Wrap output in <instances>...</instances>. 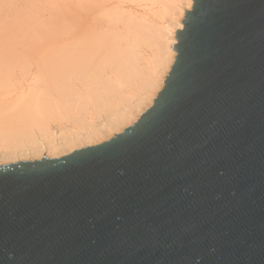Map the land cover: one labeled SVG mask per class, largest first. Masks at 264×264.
<instances>
[{
    "label": "water",
    "instance_id": "1",
    "mask_svg": "<svg viewBox=\"0 0 264 264\" xmlns=\"http://www.w3.org/2000/svg\"><path fill=\"white\" fill-rule=\"evenodd\" d=\"M153 104L0 163V264H264V0H193Z\"/></svg>",
    "mask_w": 264,
    "mask_h": 264
},
{
    "label": "bare ground",
    "instance_id": "2",
    "mask_svg": "<svg viewBox=\"0 0 264 264\" xmlns=\"http://www.w3.org/2000/svg\"><path fill=\"white\" fill-rule=\"evenodd\" d=\"M192 5L0 0V159L58 155L133 124L164 85Z\"/></svg>",
    "mask_w": 264,
    "mask_h": 264
},
{
    "label": "rangeland",
    "instance_id": "3",
    "mask_svg": "<svg viewBox=\"0 0 264 264\" xmlns=\"http://www.w3.org/2000/svg\"><path fill=\"white\" fill-rule=\"evenodd\" d=\"M192 7V6H191ZM191 7L190 8H188V9H191ZM185 13H186V10H185V12L182 14L183 16H182V20L184 19V17H185ZM148 106L149 105H147L145 108H143V109H147L148 108ZM143 111V110H142ZM132 124V123H131ZM130 124L128 123V124H125L124 126H123V128H125L126 126H129ZM120 130V131H119ZM119 130H116V131H113L110 135H108V136H106V138H104V139H99V140H95L93 143H91V142H89V143H83L82 145L81 144H79L78 146H76V147H74V148H71V149H68V150H66V151H64V152H61V153H59L58 155H52V156H47V157H59V156H62V155H65V154H67V153H69V152H71V151H73L74 149H78V148H81V147H84V146H87V145H95V144H98V143H101V142H103V141H105V140H107V139H109V138H111L112 136H114L116 133H119V132H121L122 130L121 129H119ZM47 154L45 153H43L42 155H40L39 157L38 156H32V157H25V159L24 158H18L17 160H14V161H18V160H34V159H39L40 157L42 158L43 156H46ZM2 159H0V163L1 164H6V163H11V162H14L13 160H4L3 161V157H1ZM27 158V159H26Z\"/></svg>",
    "mask_w": 264,
    "mask_h": 264
}]
</instances>
